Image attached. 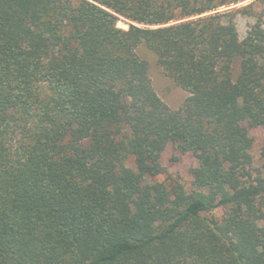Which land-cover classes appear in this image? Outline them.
Instances as JSON below:
<instances>
[{
    "label": "trees",
    "instance_id": "obj_1",
    "mask_svg": "<svg viewBox=\"0 0 264 264\" xmlns=\"http://www.w3.org/2000/svg\"><path fill=\"white\" fill-rule=\"evenodd\" d=\"M243 1L0 0V264H264V24ZM166 146L196 160L188 187L154 180Z\"/></svg>",
    "mask_w": 264,
    "mask_h": 264
},
{
    "label": "rangeland",
    "instance_id": "obj_2",
    "mask_svg": "<svg viewBox=\"0 0 264 264\" xmlns=\"http://www.w3.org/2000/svg\"><path fill=\"white\" fill-rule=\"evenodd\" d=\"M252 0H245L237 6H243L251 2ZM254 10L257 13H261L262 22L264 24V0L254 5ZM255 22L253 18L240 16L236 17V27L238 31L239 40H242L245 36L247 26L252 25ZM117 27L126 29L127 21L120 18L117 22ZM264 28V25H263ZM150 78L153 89L162 102L171 110L178 109L184 102L187 94L178 88L171 80L166 78L160 69L151 62ZM249 135L253 140L251 147V155L253 157L254 165L264 171V159L260 157V149L264 140V125L253 128L249 131ZM19 129H15V133L12 135L10 141L11 144H17L16 141L20 138ZM161 162L165 168V173L158 175L154 180L164 181L167 183H173L178 181L188 187L192 180L190 170L196 166V160L190 154H178L172 151L170 146H166L162 155ZM213 215L220 218L222 216V210L217 209L213 212Z\"/></svg>",
    "mask_w": 264,
    "mask_h": 264
}]
</instances>
